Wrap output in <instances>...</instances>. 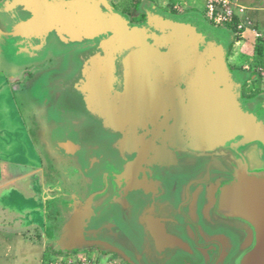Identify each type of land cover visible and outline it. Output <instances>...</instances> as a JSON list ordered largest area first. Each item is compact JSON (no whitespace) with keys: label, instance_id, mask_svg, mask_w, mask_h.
Wrapping results in <instances>:
<instances>
[{"label":"water","instance_id":"95a60500","mask_svg":"<svg viewBox=\"0 0 264 264\" xmlns=\"http://www.w3.org/2000/svg\"><path fill=\"white\" fill-rule=\"evenodd\" d=\"M2 7L19 48L53 36L99 40L57 86L60 111L86 121L65 147L100 146L93 167L108 157L156 174L153 184L119 183L130 200L74 223L69 242L109 244L132 264H264V99L242 98L247 79L228 64L229 31L154 8L133 26L108 0ZM152 185L168 192L156 198Z\"/></svg>","mask_w":264,"mask_h":264},{"label":"rangeland","instance_id":"374dc122","mask_svg":"<svg viewBox=\"0 0 264 264\" xmlns=\"http://www.w3.org/2000/svg\"><path fill=\"white\" fill-rule=\"evenodd\" d=\"M108 1L133 26L147 24V10L154 8L171 15L173 10L203 15L211 27L229 31L226 24L218 25L208 17L207 0ZM14 32L9 22L0 21V219L10 214L0 227V264H132L109 244L68 240L80 219L98 217L108 207L130 200L119 183L141 177L148 184L156 180L149 169L136 166L126 172L108 157L99 167L89 165L90 155L100 152V146L87 151L65 147L70 129L86 121L76 123L77 115L60 111L57 86L83 67L86 52L99 40L64 44L53 36L44 46L37 39L19 48ZM238 32L236 27L233 41ZM242 98L264 99V84L255 91L243 90ZM59 116L67 119L61 121ZM30 188L29 196L20 195V189ZM152 188L156 198L168 192L167 188ZM50 200L54 201V218L48 217ZM49 221L59 227L58 238L52 242L47 238Z\"/></svg>","mask_w":264,"mask_h":264},{"label":"crops","instance_id":"0c3cea01","mask_svg":"<svg viewBox=\"0 0 264 264\" xmlns=\"http://www.w3.org/2000/svg\"><path fill=\"white\" fill-rule=\"evenodd\" d=\"M4 1L5 0H2L0 2V21L6 25L9 22V25L13 29L15 28V22L13 18H11L12 14L2 9ZM230 2V10L234 14V19L231 23L238 20L237 27L239 32L238 38H236V41H233V32L229 30L233 40L228 54V64L233 72L243 74L248 80L243 90L253 89L255 91L256 89H261L264 84V0H230ZM166 5H171V3ZM177 7L180 9L179 6H175V8ZM173 15L186 16L188 14H186V12H179ZM201 16L204 18L203 15ZM16 44L19 46V43L16 42ZM257 48L262 50L261 54L259 50L257 51ZM7 174L11 175V173ZM20 191V195L25 193L29 196L32 188H30V190L20 189ZM17 192L19 193V190H17ZM51 202L52 200L47 203L46 206L48 208ZM8 215L10 216V214ZM8 215H6L7 217H3V214L2 219H0V227L5 225L4 220L6 219L4 218L8 219Z\"/></svg>","mask_w":264,"mask_h":264},{"label":"built area","instance_id":"2783aa9c","mask_svg":"<svg viewBox=\"0 0 264 264\" xmlns=\"http://www.w3.org/2000/svg\"><path fill=\"white\" fill-rule=\"evenodd\" d=\"M230 3V0H208V17L218 23V25L231 23L234 19V14L230 10ZM69 262V264H72L71 261Z\"/></svg>","mask_w":264,"mask_h":264},{"label":"trees","instance_id":"16d2710c","mask_svg":"<svg viewBox=\"0 0 264 264\" xmlns=\"http://www.w3.org/2000/svg\"><path fill=\"white\" fill-rule=\"evenodd\" d=\"M135 6L137 8L140 7V1H137ZM176 11H173V14H177L175 13ZM226 28L229 29L230 31L232 32H235L236 31V27L238 26V20L234 21V23H229V24H226ZM259 50V53L261 54L262 53V50L260 48H257V51ZM54 203V201L52 200L51 204H49V215L48 217L49 218H54V215L53 214H56V210L53 209L52 207V204ZM49 225H48V231H47V238L50 242L52 241H55L57 238H58V230H59V227L56 225V224H51V222L49 221Z\"/></svg>","mask_w":264,"mask_h":264},{"label":"flooded vegetation","instance_id":"af4514ba","mask_svg":"<svg viewBox=\"0 0 264 264\" xmlns=\"http://www.w3.org/2000/svg\"><path fill=\"white\" fill-rule=\"evenodd\" d=\"M46 110H49V109L45 108V111H46Z\"/></svg>","mask_w":264,"mask_h":264}]
</instances>
